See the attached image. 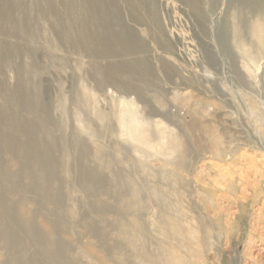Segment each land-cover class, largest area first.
<instances>
[{
  "label": "rangeland",
  "instance_id": "1",
  "mask_svg": "<svg viewBox=\"0 0 264 264\" xmlns=\"http://www.w3.org/2000/svg\"><path fill=\"white\" fill-rule=\"evenodd\" d=\"M0 264H264V0H0Z\"/></svg>",
  "mask_w": 264,
  "mask_h": 264
},
{
  "label": "bare ground",
  "instance_id": "2",
  "mask_svg": "<svg viewBox=\"0 0 264 264\" xmlns=\"http://www.w3.org/2000/svg\"><path fill=\"white\" fill-rule=\"evenodd\" d=\"M86 101L97 121L103 122L104 125L109 128H112L115 123L116 134L127 141L132 149L140 154L143 159H147L155 153L156 155H160L167 163L174 165V167L178 169L184 167V163L181 159H174V153L178 147L177 137L171 132H163L162 130L158 132V124L155 123L153 118L150 116H143V111L136 106L132 107V103L127 97H119L116 111L113 117L110 118L104 115L102 109L94 105L95 99L86 95ZM91 126L92 125L88 122L86 129H89V133L92 136L96 133L94 134L95 130ZM152 127H156L157 131H152ZM167 176L170 182L178 181L176 176Z\"/></svg>",
  "mask_w": 264,
  "mask_h": 264
}]
</instances>
